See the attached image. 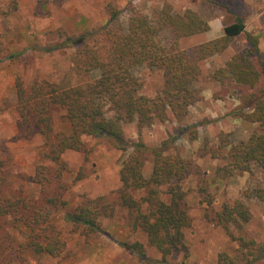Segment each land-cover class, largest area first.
Instances as JSON below:
<instances>
[{
    "label": "trees",
    "instance_id": "obj_1",
    "mask_svg": "<svg viewBox=\"0 0 264 264\" xmlns=\"http://www.w3.org/2000/svg\"><path fill=\"white\" fill-rule=\"evenodd\" d=\"M105 12L107 21L99 28L85 30L76 36L59 33L62 41L46 48V52L73 49L72 70L82 79L81 84L62 87L39 82L34 83L26 95L20 80H15L19 120L13 141L29 140L35 135L45 138L48 144L45 159L52 163H57L65 152L81 151L83 137L105 141L123 152L131 150L121 164L120 188L114 199L108 203L103 198L90 201L67 212L65 220L80 228L81 235L86 238L105 234L100 220L112 217L116 204L133 214L132 229L145 234L148 245L155 248L161 258L149 260L138 242L122 243L123 248L135 254L143 264H186L188 252L184 233L191 219L183 182L190 176H197L202 178L199 179L202 185L203 172L190 159L169 152L175 137L152 148L141 141H126L123 126L135 123L139 134L156 123H164L169 114L176 122L184 121L189 108L200 100L193 87L199 76V63L223 53L233 39L242 34L246 36L245 48L213 71L211 80L253 90L264 74V69L259 70L254 63L260 53L257 40L246 34L243 20L237 17L234 23L223 27L221 37L186 51L180 49V39L209 30L208 22L191 10L174 14L165 6L150 14L131 9L126 14L124 10L107 5ZM10 58L13 56L4 59ZM142 66L162 72L163 88L155 98L141 94L142 83L134 72ZM247 100L250 103L247 109L240 107L232 114L256 124V131L246 140L233 144L229 143L227 134H221L214 147H205L200 152L201 157L222 162L214 171L216 180L251 173L253 169H259L264 175V95L253 93ZM56 108L65 111L69 133L50 142L47 138L52 130L51 114ZM147 158L151 160L148 178L143 173ZM6 166L0 161V223L9 225L10 230L27 229L29 236L24 245H19L13 241L11 231L1 233L0 264H30L18 255L22 247L38 255L56 256L61 250L59 232L54 230L48 214L42 209L32 211L20 194L5 193L10 175V171H4ZM44 172V167L36 168V184L43 185ZM200 190L205 192V188ZM137 193L141 195L135 197ZM242 195L264 203V186L250 187ZM212 201L207 194L206 203L211 205ZM54 202V199L46 201ZM250 220L251 213L241 198L223 202L215 213V223L237 244L238 254L232 257L222 252L216 264H252L264 259V249L241 234ZM176 253H183L182 261H168Z\"/></svg>",
    "mask_w": 264,
    "mask_h": 264
},
{
    "label": "rangeland",
    "instance_id": "obj_2",
    "mask_svg": "<svg viewBox=\"0 0 264 264\" xmlns=\"http://www.w3.org/2000/svg\"><path fill=\"white\" fill-rule=\"evenodd\" d=\"M107 5L124 10L126 14L130 9L150 14L165 6H169L174 14L186 10L199 14L208 22L209 30L180 39L178 45L186 51L221 37L223 27L239 17L246 34L257 40L260 53L254 63L259 70L264 69V0H0V59L13 56L0 62V161L8 165L4 171H10L9 188L5 193L10 195L15 191L27 200L30 210L40 208L46 212L49 223L59 232L61 245L56 256L38 255L22 247L18 255L30 264H143L135 254L122 247V243L134 242L142 245L149 260L161 258L160 253L148 245L145 234L132 229L133 214L116 204L113 205V216L100 220L105 234L86 238L81 235L80 228L65 220L67 212L90 201L103 198L108 203L114 199L120 188L121 164L131 150L123 152L105 141L83 137L81 151L65 152L57 163H52L45 159L48 151L45 138L35 135L29 140L13 141L19 120L15 80H20L26 95L34 83L46 82L62 87L81 84L82 79L72 70L73 49L46 52V48L60 43L63 36H76L102 26L108 18ZM245 46L246 36L242 34L234 38L223 53L199 63L200 72L193 87L200 100L189 108L184 121L176 122L169 114L167 121L145 128L139 134L135 123L123 126L126 141H141L152 148L175 137L169 152L190 159L203 172L202 185L199 181L202 178L197 176H190L183 182L191 219L184 233L188 252L186 264H216L222 252L232 257L238 254L237 244L215 223V213L223 202L236 198H241L251 213V220L241 234L264 249V203L242 195L250 187L264 186L263 173L253 169L251 173L219 181L215 179L214 171L222 162L200 156L202 149L218 143L221 134H227L229 143L233 144L246 140L257 129L256 124H249L232 113L240 107H249V95H264V74L253 90L231 82L220 84L211 80L213 71ZM134 73L142 83L143 96L155 98L160 93L164 83L161 71L142 66ZM96 76L94 73L93 77ZM51 121L48 141L54 142L69 133L62 108L52 111ZM38 166L45 168L43 185L34 182ZM143 173L146 178L151 173L150 158H147ZM200 188H205V192ZM207 194L213 198L211 205L206 203ZM48 199L55 202L46 203ZM8 226L0 223V235L11 231L13 241L24 245L29 231L10 230ZM182 258L183 253H176L168 261L179 263ZM252 264H264V259Z\"/></svg>",
    "mask_w": 264,
    "mask_h": 264
}]
</instances>
